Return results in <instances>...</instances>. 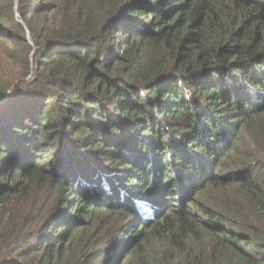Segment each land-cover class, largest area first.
Segmentation results:
<instances>
[{
	"label": "trees",
	"instance_id": "obj_1",
	"mask_svg": "<svg viewBox=\"0 0 264 264\" xmlns=\"http://www.w3.org/2000/svg\"><path fill=\"white\" fill-rule=\"evenodd\" d=\"M0 264H264V0H0Z\"/></svg>",
	"mask_w": 264,
	"mask_h": 264
}]
</instances>
